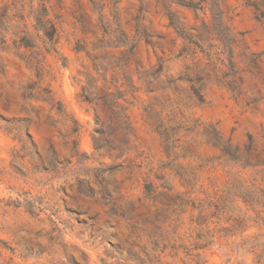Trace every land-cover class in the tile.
Returning a JSON list of instances; mask_svg holds the SVG:
<instances>
[{"label": "rangeland", "instance_id": "rangeland-1", "mask_svg": "<svg viewBox=\"0 0 264 264\" xmlns=\"http://www.w3.org/2000/svg\"><path fill=\"white\" fill-rule=\"evenodd\" d=\"M0 264H264V0H0Z\"/></svg>", "mask_w": 264, "mask_h": 264}, {"label": "trees", "instance_id": "trees-1", "mask_svg": "<svg viewBox=\"0 0 264 264\" xmlns=\"http://www.w3.org/2000/svg\"><path fill=\"white\" fill-rule=\"evenodd\" d=\"M186 6L191 7V8H196L198 6V4H194V3L190 2ZM44 12H45L44 10H41L40 11L41 16H40L34 10L33 11V14L35 15L34 19L36 20V22L38 24L39 30L44 32V36H43L44 40L47 39L48 43L50 44V47L48 48L49 51H55L53 47L55 44L54 38H55L56 30H55V27L53 25H51V27L46 25V24L50 25V21L46 19V17H45L46 14L44 15ZM181 130L187 131L184 126L181 127ZM215 131L219 135V138H221L220 133L216 129H215ZM172 133H176V132H172ZM162 136H163L165 151L169 156H171L174 153L173 150L179 149L180 147L183 148V146H181V143H180L181 139H175L177 136L176 134L174 135L173 138L171 135L168 134V132L162 134ZM217 145L218 144H216V143L214 144V146H217Z\"/></svg>", "mask_w": 264, "mask_h": 264}]
</instances>
